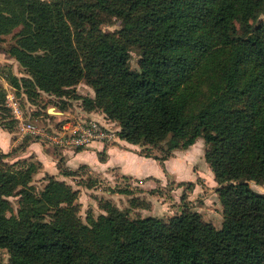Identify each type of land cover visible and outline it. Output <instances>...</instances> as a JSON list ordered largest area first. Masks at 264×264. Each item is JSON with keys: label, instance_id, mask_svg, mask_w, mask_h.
Listing matches in <instances>:
<instances>
[{"label": "trees", "instance_id": "trees-1", "mask_svg": "<svg viewBox=\"0 0 264 264\" xmlns=\"http://www.w3.org/2000/svg\"><path fill=\"white\" fill-rule=\"evenodd\" d=\"M102 12L121 27L102 30ZM263 15L264 0H0V36L20 26L7 48L27 72L7 76L17 92L32 103L41 91L72 92L164 168L173 150L202 137L223 214L219 227L197 210L164 222L105 201L106 213L83 221L78 189L48 174L39 187V161H8L15 149L0 151L6 264H264V192L250 186L264 180ZM133 44L137 68L129 65ZM81 79L92 96L75 93ZM5 98L0 87V110L10 113L0 124L13 130ZM178 184L191 190L195 182Z\"/></svg>", "mask_w": 264, "mask_h": 264}, {"label": "rangeland", "instance_id": "rangeland-1", "mask_svg": "<svg viewBox=\"0 0 264 264\" xmlns=\"http://www.w3.org/2000/svg\"><path fill=\"white\" fill-rule=\"evenodd\" d=\"M261 18L264 19V15ZM100 27L104 31H117L121 27V19L115 15L102 12L100 14ZM19 28L20 26H16L10 32L0 36V87L6 90V94L9 92L14 94L25 117L32 119L38 124H49L51 122L55 124L54 119L56 117L50 115L54 110L52 109L54 105L61 106L70 100L76 105L81 102V99L75 98L72 92L69 96L58 97L41 91L39 97H37V102L32 103L22 90L17 92L16 87L10 84L7 80V76L10 73L17 76L27 75L26 70L7 52L9 45L15 41ZM129 48V65L131 68H137L141 50L136 44L131 45ZM78 84V89L81 92L75 90V93L87 95L88 89L93 92L92 87L84 79H81ZM2 116H5V119H9L10 113L0 110V121ZM113 121L116 122L114 126H117L118 122L116 120ZM16 125H12L15 131H17ZM18 134L20 133L18 132ZM136 146L138 147L137 150L141 149L140 145L136 144ZM190 146L191 149L186 155L193 162L188 167L189 170L186 171V175L183 178L193 179L195 184L199 185L200 194L196 191L194 192V188L191 190L187 189L186 184L179 185V181L182 180H177L174 174L168 171L166 160L164 161L165 168L158 162V165L162 166L163 170L165 169L164 175L151 182L143 181V179L130 180V178L124 176H116L112 180H107L99 176H93L85 166H78L74 174L68 175L71 176L69 178L71 181H65L71 184L73 188L78 189L75 203L78 206L80 218L85 221L88 215L96 218L99 214L106 213L104 202L110 201L113 206L123 210L126 209L130 217L151 215L165 222L174 214L182 211L197 210L201 214L202 219L211 222L216 227L221 226L223 214L222 205L217 194L218 184L216 182L215 185L210 187L204 181V179L210 181L207 173L213 174V172L204 157L205 143L203 138L198 137ZM190 146L187 148H190ZM56 148L58 150L59 147ZM187 148L173 150L167 159H172L174 163V155L176 153H185ZM151 153L162 154L156 148H152ZM7 159L10 161V157ZM169 164L172 163L169 162ZM196 169L202 171L201 175L203 176L198 175V172L196 174ZM151 170H153V167H151ZM176 176L179 175L177 174ZM33 179L39 187L45 183V180L39 177L38 171L34 174ZM250 186L257 191L264 192V180L260 183L250 181ZM183 194L185 196L181 198ZM189 196L190 199L188 198ZM13 208H15V204ZM0 259L4 264L8 262V253L5 249H0Z\"/></svg>", "mask_w": 264, "mask_h": 264}, {"label": "crops", "instance_id": "crops-1", "mask_svg": "<svg viewBox=\"0 0 264 264\" xmlns=\"http://www.w3.org/2000/svg\"><path fill=\"white\" fill-rule=\"evenodd\" d=\"M78 85L79 84L76 85V90L81 92L78 89ZM87 95L92 96L93 92L88 89ZM52 109L54 110L50 115L56 117L55 119L53 118L55 122L65 119L66 117H93L101 120L106 118L100 110H87L83 108L81 103L75 105L71 100L61 106L54 105ZM49 124L54 123L51 122ZM26 137L29 136L18 134V131L9 130L0 124V151L8 152L15 149L12 155L9 156L10 160L32 157L39 161V177L48 174L53 175L58 179L67 180L68 182L71 181V179H69L71 176L62 174L60 172L61 167L77 169L80 165H85L88 172L93 176H99L100 178L107 180H112L116 176H124L130 178V180L143 179V181L151 182L156 178L159 179V177H162L165 173L162 166L158 165L159 161L156 158L141 154L139 150H137L138 147L136 144H132L124 139H117L111 142L94 141L89 146L81 149L58 148L57 150L55 146L31 137H29L28 142L25 143L24 147H20ZM189 149H191V146L190 148H187L185 153H176V155H174V163L172 159H166V168L169 172L174 174V177L177 180H189L183 178V176L186 175V171L189 170L188 167L193 162L186 155ZM100 151L105 154L103 160L99 158L98 153ZM169 162L172 164H169ZM156 166L158 167L156 168ZM151 167H153V170H151ZM195 172L196 174L198 172V175L203 176L201 175L202 171L199 169H196ZM177 174L179 176H176ZM207 174L210 181L208 179H204V181L207 186L212 187L216 184V180L214 179L213 174L210 172ZM192 181L194 180L192 179ZM198 187V184H194V192L196 191L200 194ZM190 196L188 197L189 199Z\"/></svg>", "mask_w": 264, "mask_h": 264}, {"label": "built area", "instance_id": "built-area-1", "mask_svg": "<svg viewBox=\"0 0 264 264\" xmlns=\"http://www.w3.org/2000/svg\"><path fill=\"white\" fill-rule=\"evenodd\" d=\"M6 104L16 119L17 131L59 148H84L94 141L118 139L115 122L104 118L66 117L55 124H38L24 116L13 93L6 94Z\"/></svg>", "mask_w": 264, "mask_h": 264}]
</instances>
